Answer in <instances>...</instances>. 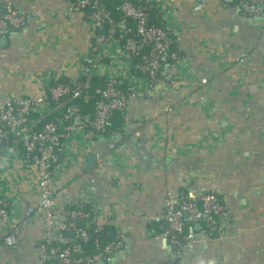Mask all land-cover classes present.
Listing matches in <instances>:
<instances>
[{"label": "crops", "instance_id": "obj_1", "mask_svg": "<svg viewBox=\"0 0 264 264\" xmlns=\"http://www.w3.org/2000/svg\"><path fill=\"white\" fill-rule=\"evenodd\" d=\"M160 1L171 11L170 34L189 73L129 99L119 131L68 142L71 162L55 180L50 224L31 169L6 157L11 168L2 187L17 206V243L6 246L0 226V264H46L39 243L71 239L61 234L64 207L81 198L94 201L100 225L124 234L111 260L96 264H264V19L244 15L234 0ZM12 5L24 22L0 36V107L7 98L41 95L46 70L77 76L89 47L87 25L70 0ZM202 192L226 208L222 231L205 238L193 228L174 252L164 225L151 217L168 193Z\"/></svg>", "mask_w": 264, "mask_h": 264}, {"label": "built area", "instance_id": "obj_2", "mask_svg": "<svg viewBox=\"0 0 264 264\" xmlns=\"http://www.w3.org/2000/svg\"><path fill=\"white\" fill-rule=\"evenodd\" d=\"M117 1L123 17L118 21L110 17L101 0H79L77 4L70 1L71 10L82 13L89 33V47L79 58L78 75L59 76L52 69L46 70L41 75L45 86L41 95L7 98L0 107V149L5 146L0 150V226L4 233V244L8 247H14L17 243L16 224L11 219V209L17 206L2 187L7 179L6 171L11 168L6 162L7 156L21 158L31 169L36 178L38 208L47 212L45 222L50 224L56 206L55 180L71 162L68 142L83 137L85 143H89L103 136L112 113L116 110L125 111L129 99L153 91L160 81L176 83V75H183L185 79V74L189 73L186 71L187 58L180 57L172 49L169 34L174 25L169 7L159 0H144L157 7L163 21V27H159L149 23L145 9L134 4L133 0ZM240 9L244 15L264 19V0H245ZM23 22L24 17L14 8L12 0H3L0 5V36L19 29ZM106 26H109L107 31ZM92 75L107 79L104 87L95 90L101 98L93 115L81 117L75 115L77 108L69 107L55 121H47L41 130L31 132L38 121L33 120L31 115L39 119L52 113L56 107L63 105L65 96L80 93L87 96L89 81L83 85L77 81ZM71 82L74 87L69 85ZM122 82L128 85L127 95L116 87ZM199 83H204V80ZM20 142L23 152L18 148ZM15 175L19 174L15 173L12 179H15ZM63 215L73 219L83 217L85 213L80 210H64ZM226 218L227 210L216 195L202 192L196 198L187 194L168 193L163 209L152 216L151 220L165 225L166 240L177 243L175 236L181 235L188 221L199 223V234L211 238L206 229L210 227L221 233ZM95 224L97 227L102 226L98 218ZM70 228L77 231L80 239L87 238V232L75 228L72 223L64 224L61 230ZM56 229L59 230L58 227ZM123 240L124 234L119 231L117 240L108 243L104 252H115ZM39 246L43 251L44 263L52 257H58L57 264H96L100 260L105 263L111 260L110 255L102 254L73 257L72 252L77 246L61 248L52 244L49 237L42 239Z\"/></svg>", "mask_w": 264, "mask_h": 264}, {"label": "trees", "instance_id": "obj_3", "mask_svg": "<svg viewBox=\"0 0 264 264\" xmlns=\"http://www.w3.org/2000/svg\"><path fill=\"white\" fill-rule=\"evenodd\" d=\"M70 1L73 4H77L79 0H70ZM244 1L245 0H234V4L240 8L241 4ZM101 3L104 5L105 9L109 12L110 17L114 21H118L123 18L118 8L119 2L117 0H101ZM133 3L145 9L146 13L148 14V21L150 24L163 27V21L160 17V13L155 6H153L150 3L145 2L144 0H133ZM85 11L88 12V9H85ZM107 30H109V26H106V31ZM169 37L172 40V49L177 51L180 57H183L184 53L176 45L175 38L171 34H169ZM169 62L170 61H168V63ZM86 81H89V87L87 89V96H84V93L82 94L80 93L76 96H69V95L65 96L62 100L64 101L63 105L56 107L52 113L47 114L44 117L39 118V119L36 115H31L33 120H36V119L38 120L33 125L31 132L41 130L42 125L47 121H55V119H57L60 116V114L69 107L77 108L78 112L75 115H78L81 117L83 116L90 117L91 115H93L96 104L101 98L98 94L95 93V90L98 87H104L107 84V79L105 77L92 75L89 77L84 76L82 79H79L77 82L83 85ZM69 85L74 87L73 82L69 83ZM116 87L120 89L125 95L129 93L128 85H126L123 82L119 83ZM51 103L54 104V102L52 101ZM124 116H125V111H121V110L114 111L112 115L110 116L108 126L106 128V131L103 133V135L104 136L108 135L112 131H119L121 128V124L124 119ZM18 148L20 151L23 152L21 142L18 145ZM75 201H76L75 203H68L64 207V209L65 210H80L83 213H85V216L75 217L73 219L66 217L65 224L67 225L68 223H72L75 228H80V229L85 230L87 232V238L85 240L80 239L78 237L77 231H74L72 228L63 229L61 231V234L64 237H69L71 239L65 243L52 241V244L58 245L61 248L77 246V249L73 250L72 252L73 257L80 256V255L81 256L82 255L91 256V255H97V254H102V256H109L110 253L104 252V247L108 243L114 242L117 240L118 230L115 228L113 224H110L107 222L103 224L101 227L96 226L95 219H97L98 210L95 208L93 204L94 201L92 199L81 198ZM193 227H194V224L188 221L181 235L175 236V238L178 239V242L177 243H170L169 241L167 242L170 248L174 252L181 251V249L188 243L190 230L193 229ZM202 228H204L203 225H202ZM206 230L210 237L214 238L218 234L216 230H212L210 227H208ZM46 264H57V259L55 257H52L50 260L46 261Z\"/></svg>", "mask_w": 264, "mask_h": 264}, {"label": "water", "instance_id": "obj_4", "mask_svg": "<svg viewBox=\"0 0 264 264\" xmlns=\"http://www.w3.org/2000/svg\"><path fill=\"white\" fill-rule=\"evenodd\" d=\"M227 1H229V0H227ZM193 228H194L193 230H200L201 229V225L199 223H195ZM192 236H193V233L191 232L189 234V237H192ZM56 258H58V257H56Z\"/></svg>", "mask_w": 264, "mask_h": 264}]
</instances>
